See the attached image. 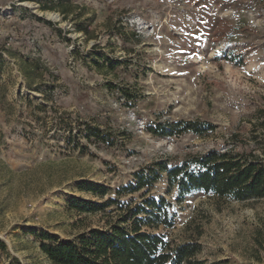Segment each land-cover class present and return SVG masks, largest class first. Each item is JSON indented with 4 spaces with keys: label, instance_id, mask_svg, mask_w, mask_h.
<instances>
[{
    "label": "rangeland",
    "instance_id": "rangeland-1",
    "mask_svg": "<svg viewBox=\"0 0 264 264\" xmlns=\"http://www.w3.org/2000/svg\"><path fill=\"white\" fill-rule=\"evenodd\" d=\"M57 1L0 0V264H50L41 235L64 241L104 226L101 214L68 210L72 199L98 201L78 183L115 197L159 159L264 154V0H70L65 19L40 10ZM178 120L215 130L145 131ZM88 128L100 139L87 140ZM166 189L162 180L151 194L176 214L161 231L170 243L197 242L204 264H259L264 201L196 193L178 203ZM130 198L139 201L121 200Z\"/></svg>",
    "mask_w": 264,
    "mask_h": 264
},
{
    "label": "trees",
    "instance_id": "trees-1",
    "mask_svg": "<svg viewBox=\"0 0 264 264\" xmlns=\"http://www.w3.org/2000/svg\"><path fill=\"white\" fill-rule=\"evenodd\" d=\"M72 9L76 6L70 0L40 6L42 11L59 12L64 19L74 13ZM77 30L91 34L83 24H78ZM214 130L212 124L197 120L155 122L145 128L146 133L160 139L185 134L203 137ZM86 132L87 140L101 137L96 129L88 128ZM162 180L166 193L176 192L178 203L196 193L240 203L264 201V154L257 156L225 148L190 154L177 163L159 159L136 171L130 184L114 192L115 197H107L112 190L104 185L78 183L79 192L98 201L72 199L68 202V210L78 216L101 214L104 226L85 229L64 241L43 234L39 238L41 253L50 264H204L195 259L201 249L197 242L174 245L161 232L171 229L176 217L165 196L151 194L153 187ZM133 194H138L139 201L134 198L121 200ZM255 244L258 253L263 254L256 260L264 264V229L257 232ZM15 264L19 262L15 260Z\"/></svg>",
    "mask_w": 264,
    "mask_h": 264
}]
</instances>
